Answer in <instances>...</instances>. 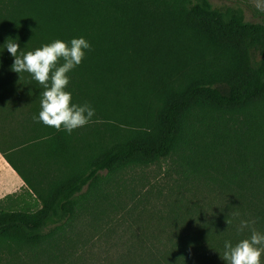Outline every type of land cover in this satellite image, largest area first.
<instances>
[{
    "label": "trees",
    "instance_id": "16d2710c",
    "mask_svg": "<svg viewBox=\"0 0 264 264\" xmlns=\"http://www.w3.org/2000/svg\"><path fill=\"white\" fill-rule=\"evenodd\" d=\"M80 37L66 90L95 115L69 135L33 119L44 89L4 45ZM0 154L24 182L0 199V264H226V240L264 234V20L211 0H0Z\"/></svg>",
    "mask_w": 264,
    "mask_h": 264
},
{
    "label": "clouds",
    "instance_id": "9594fccd",
    "mask_svg": "<svg viewBox=\"0 0 264 264\" xmlns=\"http://www.w3.org/2000/svg\"><path fill=\"white\" fill-rule=\"evenodd\" d=\"M4 48L14 57L11 71L17 74H31L44 89L40 95L41 110L38 118L33 117L34 120L56 130L63 128L69 135L92 120L95 110L91 105L73 104L72 94L66 90L70 83L68 73L82 63L86 55L85 50H91V45L85 38H74L70 44L58 39L27 52L20 50L17 40L8 38ZM61 59L63 63L58 66ZM226 223L230 224L229 219ZM248 227V221L240 222L241 231ZM224 249L220 258L226 264H262L264 234L252 229L251 236L235 246L226 240Z\"/></svg>",
    "mask_w": 264,
    "mask_h": 264
},
{
    "label": "rangeland",
    "instance_id": "374dc122",
    "mask_svg": "<svg viewBox=\"0 0 264 264\" xmlns=\"http://www.w3.org/2000/svg\"><path fill=\"white\" fill-rule=\"evenodd\" d=\"M211 2L216 6H240L244 9L246 19L249 21L264 20V0H211ZM130 172L134 175V177L136 176V172ZM142 173L147 177H153L154 175H157V177L160 178L164 174V169L160 170L158 167L155 166L143 169ZM142 173H140L139 171L136 177H138ZM152 183L155 185V180L152 179L150 185Z\"/></svg>",
    "mask_w": 264,
    "mask_h": 264
},
{
    "label": "crops",
    "instance_id": "0c3cea01",
    "mask_svg": "<svg viewBox=\"0 0 264 264\" xmlns=\"http://www.w3.org/2000/svg\"><path fill=\"white\" fill-rule=\"evenodd\" d=\"M24 187V182L0 154V199L16 193Z\"/></svg>",
    "mask_w": 264,
    "mask_h": 264
}]
</instances>
